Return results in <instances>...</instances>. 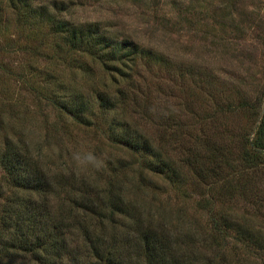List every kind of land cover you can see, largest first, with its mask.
<instances>
[{"label":"trees","instance_id":"1","mask_svg":"<svg viewBox=\"0 0 264 264\" xmlns=\"http://www.w3.org/2000/svg\"><path fill=\"white\" fill-rule=\"evenodd\" d=\"M7 1L25 22L17 26L26 40L40 39L35 51L53 38L58 62L65 59L86 79V91L54 82L46 99L60 121L94 131L130 159L105 160L100 170L109 171L106 183L93 184L71 166L52 170L44 162L48 156L35 152L25 134H4L0 264H264V180H251L264 176V116L253 137L227 124L229 115L255 114L258 106L240 92L232 97L224 86L200 79L194 68H174L154 47L119 37L104 24L80 22L64 2ZM9 28L0 24V32ZM150 76L159 79L156 90ZM165 79L174 80L178 96L164 90ZM195 96L206 102L203 112ZM52 129L60 139L69 134L58 123ZM179 149L186 150L183 158L176 155ZM129 169L139 170L140 190L153 185L159 198L197 191L201 215L181 226L182 214L173 225L161 211L144 209L127 196L129 184L121 174ZM148 175L164 176L166 184L145 180Z\"/></svg>","mask_w":264,"mask_h":264},{"label":"rangeland","instance_id":"2","mask_svg":"<svg viewBox=\"0 0 264 264\" xmlns=\"http://www.w3.org/2000/svg\"><path fill=\"white\" fill-rule=\"evenodd\" d=\"M53 1L39 2L50 4ZM57 1L70 5L72 15L82 23L104 24L119 37L127 36L145 46L154 47L171 59L174 68H194L196 76L218 83L219 88L224 86L232 97L240 92L241 97L258 106L257 113L250 112V115L245 111V114L229 115L227 124L231 130L254 136L264 116V0H157L151 3L126 0L112 4L105 0ZM1 19L0 24L10 28L0 32V139L4 134L21 132L33 144L35 152L43 158L48 156L44 162L52 170H66L71 166L73 171L86 176L89 183L105 185L109 171L105 166V171L100 170L103 164L99 168L81 167L74 156L92 152L103 163L109 158L113 161L129 160L130 156L123 148L111 145L92 130L86 131L61 122L59 113L52 109L46 99L48 92H53L57 80L69 82L86 91L89 89L86 79L65 59L58 62L56 56L59 48L53 38L45 40L42 48L35 51L40 39L29 43L25 34L20 33L19 28L23 27L17 24L25 22L7 0H0ZM26 43L35 45V48L30 49ZM61 56L68 60L65 53ZM95 76L97 81L102 80L101 73ZM149 78L156 90L154 83L159 79L156 76ZM185 80L191 84L190 78ZM163 83L165 91L173 93L174 90L178 96L179 89L175 88L173 79H165ZM170 98L175 97L172 94ZM194 99L198 105L197 111L203 112L206 102L197 101L196 96ZM56 123L59 129L69 132L63 134L62 139L52 129ZM46 136L49 138L45 139ZM189 137L195 136L191 133ZM185 152V149H179L176 155L183 158ZM62 154L64 157H61ZM135 168H138L137 165ZM182 168L186 180H190L188 167L183 164ZM97 170L102 172L100 176ZM121 177L126 178L129 184V198L138 200L146 210L161 211L173 225L179 223V214L183 215L181 226L192 223L195 214L197 217L201 215L197 214L195 204L198 193L191 188L187 189L185 195L170 192L159 198L153 191V185L140 190L138 169L124 171ZM145 180H157L160 186L166 184L162 182L166 180L164 176L148 175ZM251 180H264V176ZM169 197L171 202H162ZM239 205L236 202L234 208ZM192 225L197 227L194 223Z\"/></svg>","mask_w":264,"mask_h":264},{"label":"clouds","instance_id":"3","mask_svg":"<svg viewBox=\"0 0 264 264\" xmlns=\"http://www.w3.org/2000/svg\"><path fill=\"white\" fill-rule=\"evenodd\" d=\"M78 166L81 167H95L99 168L102 166L103 161L92 152L77 153L74 156Z\"/></svg>","mask_w":264,"mask_h":264}]
</instances>
